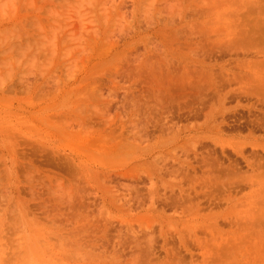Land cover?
<instances>
[{
  "label": "rangeland",
  "instance_id": "1",
  "mask_svg": "<svg viewBox=\"0 0 264 264\" xmlns=\"http://www.w3.org/2000/svg\"><path fill=\"white\" fill-rule=\"evenodd\" d=\"M0 264H264V0H0Z\"/></svg>",
  "mask_w": 264,
  "mask_h": 264
}]
</instances>
